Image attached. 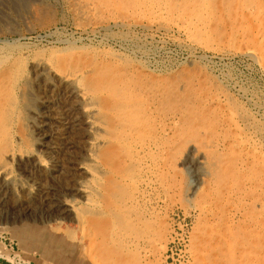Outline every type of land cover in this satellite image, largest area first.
Here are the masks:
<instances>
[{
  "label": "rangeland",
  "instance_id": "rangeland-1",
  "mask_svg": "<svg viewBox=\"0 0 264 264\" xmlns=\"http://www.w3.org/2000/svg\"><path fill=\"white\" fill-rule=\"evenodd\" d=\"M200 1L191 4L199 6ZM218 1L207 3L206 13L192 9L203 19L197 35L198 27L183 24L190 11L172 9L166 1L171 13H159L149 0H0V98L7 101L0 111L4 116L0 125L7 128L1 148L8 151L17 136L24 138L23 148H33L26 110L39 109L43 99L50 101L51 132L48 147L41 151L50 166L35 165L30 159L11 162L14 173L37 191H0V264H264V76L241 57L220 59L226 24L233 21L230 2L221 3L222 10L214 12ZM259 1L246 0L244 11L250 12ZM115 21L139 27L159 23L172 30L168 36L145 38L140 28H113ZM100 26L104 27L100 33H81L84 27ZM179 41L198 48L196 57ZM128 45L147 57L138 59ZM89 52L105 57V62L113 55L114 64L129 73L142 71L169 91L157 118L165 133L171 127L166 117L182 112V116L189 112L214 119L212 125L201 123L195 136L188 131L186 118L176 120L172 145L166 147L165 138L161 141V156L168 154L174 170L166 166L149 174L151 185L143 188L146 197L133 206L129 199L136 196L139 177L134 186L112 187L104 176L98 184L99 209L86 208L75 190L85 179L79 168L85 159V133L78 118L65 130L57 124L60 115L77 117L58 79L49 72L44 77L34 75V61L54 66L60 57L83 59ZM96 61L94 65L100 60ZM234 83L255 100L261 113L249 111L245 100L232 92ZM214 89L218 95L230 96L229 103L244 123L239 122L241 132L218 121L222 114L215 104L211 106ZM235 137L244 146L237 145ZM200 154L204 163L197 162ZM128 176L134 177L131 172ZM65 198L82 202L79 212L86 214L82 222L63 211Z\"/></svg>",
  "mask_w": 264,
  "mask_h": 264
},
{
  "label": "bare ground",
  "instance_id": "bare-ground-1",
  "mask_svg": "<svg viewBox=\"0 0 264 264\" xmlns=\"http://www.w3.org/2000/svg\"><path fill=\"white\" fill-rule=\"evenodd\" d=\"M103 1H105L106 3L109 2V0ZM164 1L172 6V9H188L190 13L192 9H194L200 11L201 13H206L209 8L207 6V3H209L211 0H201L199 6H194V4H191V0H149V6H153L157 11H159V13H171V11L167 9ZM225 1H227V3H231L229 5V8L232 14L233 22L226 24V26L228 25V27H226L225 29L226 35L223 41V44L225 43V47L219 50L222 53V55H220V59L223 60L226 58L230 59L234 57H241L242 59L249 62L256 70L260 72V74L264 76V0L259 1L258 5L255 4V7L250 9L251 11L248 13L244 11L246 7H243V4H246V0H219V4L217 6L214 5V12L216 14L218 13V11L222 10L220 4L224 3ZM254 13L257 14V16L262 15V18H253L251 15ZM146 24H148V22H146ZM155 24L156 23H153V25L150 24L149 26L146 25L139 27L137 25L115 21L113 22V28L127 30L140 28L143 33H145V38L152 39L154 37V34L164 37L168 36L171 33L170 30H172V28L169 30L168 27L159 25V23L157 25ZM183 24L186 25L185 27H193L194 29L198 27L197 35H199L202 31L203 19L199 15L191 13L188 16V22L184 21ZM96 27H87V29H84V27L81 33L82 35L100 33L104 28H101V26L100 28ZM178 33L180 34L181 31H178ZM192 39L195 42L196 36ZM63 43L67 44L68 46L71 44L68 40H65ZM126 44H128V42H126ZM129 46L131 47V45H128V47ZM179 46L182 49H187L192 56H194L196 54V50H198L197 47V49H194L193 47L186 44V42H180ZM130 47V53L133 52L132 55L134 54L136 57L138 56V59H144L145 57H147V55L142 54L138 49H134L132 47L131 49ZM84 48L85 47H83V49ZM123 48L128 49L126 46H124ZM123 50H121V52H123ZM86 55L88 56L84 57L83 59L79 58V56L77 58H72L70 57V55L60 57L56 60L54 66L46 63L43 60L36 62L34 61V75L37 77H44V74H46L44 72H49L58 79L59 83L63 87V93L70 102V108L76 113L77 117L74 115L75 117L70 119L66 116L60 115L57 119V124L65 130L67 128L73 127V125L71 124H73L75 118H78L77 122L80 124L79 126L82 127L85 133V159H83L84 161L79 164V168L85 174V179L76 185L75 190L82 196L83 204L86 206V208L92 210L99 209L97 196L102 193V189H99L100 185L98 184L101 182V179L104 176L107 177L108 180L106 184H109L108 186L112 187L118 185L120 187H122L123 185H133L132 182L135 181L136 176L139 177L140 181L138 183V191L136 193V196L134 195L135 197H130L129 199V204L133 206L138 201H144L146 196L145 190H143V188L145 189V187L151 185L148 180L149 174L155 175L166 166L169 168L170 172H173V162H168V154H166V156H161V141H163L162 139L165 138L164 140H166V143L164 144H166V147H170L172 145L174 137H177L175 136V134L177 133L176 120L180 121V119H178L179 117L181 119L186 118V123H188L187 127L193 129L191 130L187 128L188 131L195 136L198 135L199 132H201V123L204 124L203 126L212 125L214 124V119L209 117L203 118L202 116L197 115L192 116L189 112L182 116V112L178 116H173L172 118L166 117V119H169L171 121V127L168 128L169 132L166 131L165 133L166 129L161 127L162 124L160 121H158L159 119L157 120V118L159 107L162 104V99L168 95V90L162 89L159 85V82H156L154 78H150V75L147 76L142 71L138 72L134 70L129 73L128 69L114 64L111 59L113 58V55L110 56L111 58L108 57L109 61L106 62L104 61L105 57L103 58V56H95L90 52ZM215 57H217V55H215ZM203 58L209 59V57L206 56L200 57V59ZM96 59H99L100 61L98 62V64L94 65L93 62H97ZM128 74H130V79H126V76H128ZM235 83L234 90L232 92H234L236 96L241 99V101L245 100L250 112L254 114L255 109L257 113H261V109H259V106L254 103L255 100H253L252 97H247L246 91L242 87L237 86V84ZM214 91L215 92L211 95V106H213L212 104H215L217 106L215 108L219 109V112L222 114L220 117L221 120H219L218 116V121H220L222 124L224 123L229 128L233 127L235 131L237 130L238 132H241V125L239 124V122L243 123V121L238 117V109L236 110L235 106L229 103L228 99L230 98V96L225 95L224 92H221L223 95H218V91L216 92V89H214ZM6 102L7 101L3 100V98H0V111L4 107V105L7 104ZM49 103V100L43 99L39 109H30L29 111L28 109L26 110L28 116H25L28 117L27 123L32 133V141L34 142L33 148L30 147L32 149H29V147L23 148L24 138L17 136L16 139L14 138L15 141L12 148H9L8 151H4L1 148V143H4L2 141L3 132L7 128L3 130V126L0 125V191L3 188H8L13 192H15L16 190H24L28 194H35V191H37V188L35 189L33 184L29 183L27 180H24L20 174L14 173L11 167V162H13L14 160L20 161L22 159H30L35 165L44 167L50 166V162L48 161V159H46L41 154V151H43L42 149L46 150V148L48 147V139L51 135V132L49 131L50 121L49 117L47 116L50 107ZM1 112L3 113V111ZM8 113L11 112L9 111ZM1 117L4 116H0V123ZM201 117L202 119H200ZM199 124L201 125L200 127L197 126ZM8 135L10 136L9 133ZM177 135H179V133ZM7 139H9V137ZM235 140L237 145H243V142H241L238 137H235ZM207 142L208 141H206V143ZM252 142L254 143V141ZM7 147L8 145L6 146V148ZM233 148L236 149V147ZM203 160L204 157L200 154L199 160L197 162L204 163ZM129 172H131L134 177L130 178L131 176H128ZM106 184L104 186L108 188ZM107 193L108 195L110 194L109 189ZM116 204H118V202L114 203V207L117 206ZM62 205L63 211L66 214H71L72 217L78 222H82V220L84 219V215L82 214L84 212L81 209L80 210L83 213L79 212V207L82 205V202L80 203L73 198H65L62 201ZM112 213H114L113 210Z\"/></svg>",
  "mask_w": 264,
  "mask_h": 264
}]
</instances>
